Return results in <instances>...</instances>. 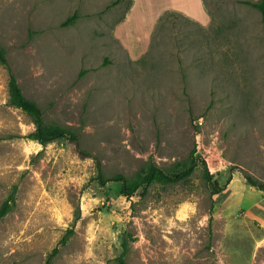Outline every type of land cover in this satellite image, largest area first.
I'll return each instance as SVG.
<instances>
[{"label": "rangeland", "instance_id": "374dc122", "mask_svg": "<svg viewBox=\"0 0 264 264\" xmlns=\"http://www.w3.org/2000/svg\"><path fill=\"white\" fill-rule=\"evenodd\" d=\"M115 1L0 0V44L24 93L79 137L30 139L0 64V207L17 186L0 264H44L69 229L52 264H118L124 239L127 264H264V192L244 174L264 183V21L245 2L258 0H204L206 23L167 10L148 40L135 14L120 27L131 0ZM193 150L189 179L145 194L98 178L170 172ZM207 156L223 162L212 182Z\"/></svg>", "mask_w": 264, "mask_h": 264}, {"label": "trees", "instance_id": "16d2710c", "mask_svg": "<svg viewBox=\"0 0 264 264\" xmlns=\"http://www.w3.org/2000/svg\"><path fill=\"white\" fill-rule=\"evenodd\" d=\"M122 0H116L114 4L121 3ZM133 0H131L132 5ZM248 4L255 6L262 14V19L264 21V0H258L256 2L245 1ZM170 12L167 11L162 14L159 20L163 19ZM78 19V13L75 12L73 15L68 17V19L63 23L68 25L74 23ZM0 64L4 65L9 72V104L21 109L27 115L30 116L35 129L29 133L28 137L35 140L41 144H46L57 139L68 138L71 141L77 142L78 135L68 127L62 126L56 122L46 123L44 119V113L40 105L35 101L30 99L23 91L16 75L13 73L8 58L6 50L0 44ZM197 166V158L195 157V151L191 152V155L187 161L177 163L175 170L166 171L165 169L157 166L156 164H149L147 167L140 170L135 176L129 178L122 173H118L111 177L110 179L105 178L103 174L99 175V180L102 184H106L107 181L113 180L116 182H122V193L126 196H132L137 193L141 188H144L143 194L146 193L147 188L153 183H176L182 180H187L193 173ZM205 174L209 182H212V174L205 167ZM248 182L254 186H257L264 192V183L256 181L251 175L245 173ZM223 187L217 182H213V194L221 192ZM16 192L17 186H14L12 193L3 202L0 207V219L6 216L16 204ZM212 219V217H211ZM72 229H69L65 235L60 239L59 243L51 250L48 254L44 264H52L54 258L59 254L60 246L68 242ZM123 251L117 257L118 264H127V254L129 252L128 241L124 239L122 243Z\"/></svg>", "mask_w": 264, "mask_h": 264}, {"label": "crops", "instance_id": "0c3cea01", "mask_svg": "<svg viewBox=\"0 0 264 264\" xmlns=\"http://www.w3.org/2000/svg\"><path fill=\"white\" fill-rule=\"evenodd\" d=\"M167 10L186 11L187 13L200 10L202 15L205 13L204 16L206 18L200 21L206 23L209 19L204 0H133L130 12H128L126 18L121 22L120 27L133 18L132 16L135 14L134 17L141 19V22L146 26L144 30L141 31L139 29L138 31L145 35L148 40L150 32L154 29L159 17L162 15L161 12ZM120 27L117 29V35L119 34L118 30Z\"/></svg>", "mask_w": 264, "mask_h": 264}, {"label": "built area", "instance_id": "2783aa9c", "mask_svg": "<svg viewBox=\"0 0 264 264\" xmlns=\"http://www.w3.org/2000/svg\"><path fill=\"white\" fill-rule=\"evenodd\" d=\"M208 158H209V156L205 157L206 163H207V165L209 167V169H208L209 171H211L213 173V172H216L217 169H219V170L221 169V165L223 163L221 158H219V157L216 158V159L219 160L220 165L218 167H213V168H212V166H211L210 161H209Z\"/></svg>", "mask_w": 264, "mask_h": 264}]
</instances>
